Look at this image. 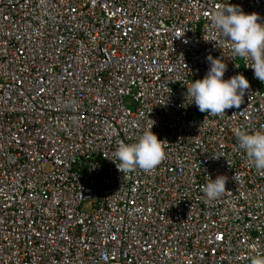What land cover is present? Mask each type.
<instances>
[{"label": "built area", "instance_id": "obj_1", "mask_svg": "<svg viewBox=\"0 0 264 264\" xmlns=\"http://www.w3.org/2000/svg\"><path fill=\"white\" fill-rule=\"evenodd\" d=\"M225 3L264 23V0H0V264L264 255V172L232 132H264V83L210 22ZM209 55L250 83L223 116L187 94ZM151 127L166 159L123 175L118 144Z\"/></svg>", "mask_w": 264, "mask_h": 264}, {"label": "clouds", "instance_id": "obj_2", "mask_svg": "<svg viewBox=\"0 0 264 264\" xmlns=\"http://www.w3.org/2000/svg\"><path fill=\"white\" fill-rule=\"evenodd\" d=\"M260 20L259 14L246 13L239 5L231 3H225L222 10L214 11L210 17L213 27L231 42L232 57L250 62L247 68H251L254 77L264 83V23ZM207 62L210 67L206 75L193 81L187 88V94L192 97L193 103L201 113L211 116H223L226 114L225 110L239 109L250 88L248 79L242 73L224 79L227 71L224 60L209 55ZM152 127L143 132L137 142L121 141L118 144L115 159L119 163L110 160L123 175L137 169L152 171L166 159L163 141L151 130ZM232 132L238 140V148L257 171L264 172V132L249 133L238 127L233 128ZM226 183L224 175H218L214 180L209 175L207 182L201 186V191L208 201H214L228 191ZM251 264H264V255H256Z\"/></svg>", "mask_w": 264, "mask_h": 264}]
</instances>
